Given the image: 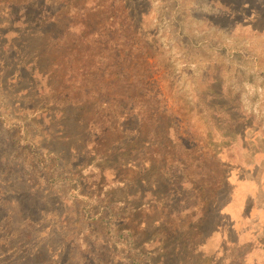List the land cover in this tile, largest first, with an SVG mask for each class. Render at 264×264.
Masks as SVG:
<instances>
[{
    "label": "rangeland",
    "instance_id": "obj_1",
    "mask_svg": "<svg viewBox=\"0 0 264 264\" xmlns=\"http://www.w3.org/2000/svg\"><path fill=\"white\" fill-rule=\"evenodd\" d=\"M130 1L144 16L156 79L170 107L182 110L190 124L183 136H194L204 154L221 159L229 189L222 190L220 181L198 187L200 207L181 221L167 217L151 196L142 208L133 199L125 206L116 174H99L119 153L149 150V143L139 138L117 146L85 132L83 123L68 132L78 149L86 137L97 143L95 149L93 144L73 158L71 170L59 171L62 183L40 185L37 177L46 171L24 146L33 141L44 148L52 119L45 115L46 125L40 124L44 113L31 90L38 77L33 80L34 70L26 67L16 73L24 95L0 85V264H133L135 258L142 264H264V0ZM8 12L0 13V50L19 28L15 14L24 17ZM39 39L27 38L17 64L27 66L37 57L38 47L29 49ZM60 121L54 139L63 132ZM120 173L129 187L144 180L155 187V168ZM87 185H94L91 191ZM77 188L90 200L78 197ZM86 210L99 212L105 223L87 220ZM124 230L135 238L132 249L119 239Z\"/></svg>",
    "mask_w": 264,
    "mask_h": 264
},
{
    "label": "trees",
    "instance_id": "obj_2",
    "mask_svg": "<svg viewBox=\"0 0 264 264\" xmlns=\"http://www.w3.org/2000/svg\"><path fill=\"white\" fill-rule=\"evenodd\" d=\"M130 2L0 0V13L17 11L24 15V19L33 21L23 22L24 19H18L15 14L18 23L14 24L19 28L12 33L13 41H5L0 50V85L4 89L14 88L18 94L24 95L25 89L16 88L19 83L24 86L20 82L22 77L16 73L32 67V79L38 77L31 89L36 100L33 103L36 107L41 106L44 113L40 121L43 127L47 122L45 115L52 119L48 132L52 145L50 147L44 141V148H40L31 141L24 149H29L36 167L46 171L45 176L37 177L40 185L45 181L49 185L62 183L59 171L70 169L71 160L81 157L93 144L95 149L97 143L90 142L94 140L88 137L84 138L82 150L78 149L74 133L68 132L73 123H83L85 132L95 133L99 140L110 138V142L117 146L145 139L150 145L149 150L142 148L131 155L119 153L117 162L108 166L104 175L100 173L99 179L107 171L116 174L114 181L121 183L118 191L120 203L130 205L129 201L133 199L142 208V203L151 196L167 217L181 221V217L189 218L199 209L201 195L198 187L220 181L222 190L229 189L228 174L221 159L204 154L194 136H183L189 133L190 124L182 110L170 107L166 93L156 79L154 68L157 64L150 63V59H154L151 56L153 48L142 31L144 16L138 15ZM33 37L41 40L29 50L38 47L40 52L27 66L17 64L22 44H27V38ZM15 64L17 71L14 75L12 67ZM79 114L80 120H77ZM58 120H61L59 127L63 132L60 138L54 139L57 134L52 135V130ZM173 131L177 133L175 136H171ZM17 157L22 158L20 152ZM151 168H155L152 181L155 187L145 180L129 187L120 177V171L125 169L142 175ZM80 182L76 181L78 187ZM93 186L87 185V189L91 191ZM37 187L40 188L35 184L33 191L39 192L35 190ZM76 190L78 197L90 200L84 192L80 194V188ZM220 211L217 207L214 209L216 215ZM100 215L90 210L85 213L86 218H90L87 220L105 223V218ZM119 234V239L132 249L135 238L131 231L124 230ZM132 263L142 264L137 258Z\"/></svg>",
    "mask_w": 264,
    "mask_h": 264
}]
</instances>
